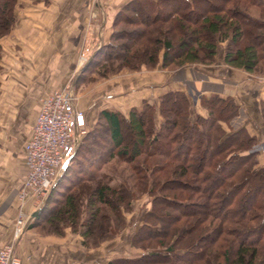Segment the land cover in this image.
<instances>
[{
    "label": "trees",
    "instance_id": "trees-1",
    "mask_svg": "<svg viewBox=\"0 0 264 264\" xmlns=\"http://www.w3.org/2000/svg\"><path fill=\"white\" fill-rule=\"evenodd\" d=\"M17 1L0 0V39L15 25ZM121 22L126 26L117 30ZM221 42L225 63L263 72L264 0H128L114 16L109 41L75 83L93 68L106 77L125 67L211 63ZM2 50L0 41V58ZM200 103L206 116L195 112L186 90L171 89L155 100L143 98L127 113L99 109L32 226L55 235L71 227L83 245L96 247L125 227L138 188L150 200L131 238L142 252L108 264H264L257 137L243 125L223 126L237 114L234 97L201 94ZM260 111L264 120V100ZM112 159L135 162L129 165L134 190L106 169Z\"/></svg>",
    "mask_w": 264,
    "mask_h": 264
},
{
    "label": "crops",
    "instance_id": "crops-1",
    "mask_svg": "<svg viewBox=\"0 0 264 264\" xmlns=\"http://www.w3.org/2000/svg\"><path fill=\"white\" fill-rule=\"evenodd\" d=\"M125 1L50 0L45 3L41 0L35 4L34 0H20L23 5L15 11L12 31L0 39L3 45L0 58V247L14 244L21 264H108L113 257L138 254L136 249L131 250L133 248H116L117 238L105 240L96 247L85 246L71 227L66 228L64 235L43 234L32 226V221L47 195L20 197L29 170L25 145L40 111V99L62 88L64 81L76 73L78 44L87 20L92 19L91 4L97 3L101 8L96 13L101 18L103 35L107 37L113 13ZM223 55L224 43L221 42L215 60L208 64L191 63L178 70L158 65L118 81L107 79L95 83L87 90L90 92L86 97L88 103L76 102V105L84 110L89 123L91 118L95 119L91 111L93 105L113 94L114 104L118 103L115 108L127 113L143 98L156 99L165 91L183 89L190 95L197 93V99L192 100L194 109L206 116L207 108L200 104V95L216 92L243 103L249 115L245 119L246 128L253 134L259 130L264 135L260 113L264 79L228 65ZM64 74L69 75L64 78ZM114 91L116 93L112 94ZM21 211L31 214L32 218L17 238L15 226Z\"/></svg>",
    "mask_w": 264,
    "mask_h": 264
},
{
    "label": "built area",
    "instance_id": "built-area-1",
    "mask_svg": "<svg viewBox=\"0 0 264 264\" xmlns=\"http://www.w3.org/2000/svg\"><path fill=\"white\" fill-rule=\"evenodd\" d=\"M264 79V75L260 76ZM77 95L71 87H62L42 98L31 137L27 140L28 173L20 197L45 196L71 161L81 138L87 131L86 115L76 105ZM32 215L21 211L16 220L15 236L20 237ZM0 264H21L14 244L0 247Z\"/></svg>",
    "mask_w": 264,
    "mask_h": 264
},
{
    "label": "rangeland",
    "instance_id": "rangeland-1",
    "mask_svg": "<svg viewBox=\"0 0 264 264\" xmlns=\"http://www.w3.org/2000/svg\"><path fill=\"white\" fill-rule=\"evenodd\" d=\"M37 1H41V0H34L35 4L37 3ZM127 1L128 0H126L124 3H126ZM22 5L23 4L20 2V0H18L16 5H15V11L18 10L19 7L22 6ZM120 7L114 13L112 12L113 16H112V21L110 23V32H111V30L113 28L114 16H115L116 12L120 9ZM97 10L101 11V8H100L99 4L93 2L91 4V9H90V11H91L90 12V16H91L92 19H88L87 20V22H86V24L84 26L83 35H82L81 40H80V42L78 44V66L76 68V73H74V75H71V77H70V79L68 81H64L65 85L63 86V87H65V86L71 87L74 90V93L77 95L76 102L79 105L81 103H83V104H85L86 102L88 103L89 100L87 101L86 97L89 95L90 92L87 93V90H89L88 88L93 86L95 83H98V82L102 83V82L106 81L107 79H110L112 81L113 80H117L118 81L121 77L129 76L130 74L135 73L136 71L139 72V70H144V69L145 70H151V69H154V68H156L158 66L157 65L155 67H151V68L148 67L147 68L144 65H142V67L140 69H134V68L125 67V68H122L120 71H118L116 73H112V74H110V75H108L106 77L98 76V73L96 71H94V68H93V70H91V71H86L85 74H83V76L81 77V79H79V81L77 83H75L76 75L80 72V70L83 68V66H85L87 64V62L90 60L91 56H93L94 52L100 46H102L107 41H109V39H110V32H109L107 37H105L103 35V26L100 24L101 23V18H98V15L96 13ZM92 15H93V17H92ZM124 26H126V23L124 24V22H121V23H119L116 26V28L118 30L120 28H123ZM100 56H102V55H100ZM100 56H97V58H99ZM191 63H199V62H191ZM191 63H186L185 65L191 64ZM200 64H203V63H200ZM204 64H208V63H204ZM185 65H183V66H185ZM183 66H181L180 68H182ZM163 68H167V67H163ZM180 68H177V70L180 69ZM168 69L176 70L173 65L172 66H168ZM73 72H74V70H73ZM251 73L255 74V75L259 76V77L264 75V71L263 72H251ZM68 75L64 74V78L67 77ZM113 93H116V92L114 91V92H112V94ZM114 95L115 94H113L111 96V98H108V99H105V100L102 99V100L97 101L96 103L94 101L95 105H93V108H92L91 111L94 113V114L93 113L92 114H93V116L95 115L94 116L95 119L93 120L91 118L90 122L87 123V125H86L87 126V130L92 128L93 123L96 120V116H97V113H98L99 109H101L103 107L116 109L115 107H116V105H118V103L114 104V102H113L114 101L113 100L114 99L113 98ZM118 95H121V94H118ZM195 95H197V93H195L194 95H192V94L190 95L192 100L194 98L197 99V97ZM42 98L40 99V102H39L40 106H41V103H42ZM153 100H155V99H153ZM110 102H112V103H110ZM237 102L239 103V106H238V109H237V114L234 115L228 123H223V126L226 127V128H228V127L238 128L239 126H242V125L246 127L245 119H248V116H249L248 112L245 109L243 103H241L239 101H237ZM140 103L138 105H140ZM192 106L194 108L193 102H192ZM260 113H261V111H260ZM207 114H208V110H207ZM92 120H93V122H92ZM262 124L264 126L263 117H262ZM246 129L248 130V128H246ZM248 132L250 134H253L249 130H248ZM129 133L130 132L125 130V143H130V141L132 139L131 135ZM254 135L257 137L256 142L254 143V149L257 150V155L256 156H257V159H258V164L264 165V135L259 130H258V133L254 134ZM157 157L163 158L164 156L158 155ZM133 163H135V162L128 163L126 161H121L119 159H112V161L107 164L106 169L110 173L114 174L116 178H121V177L125 178V180L130 183V185L132 186V189L134 190L135 189V187H134L135 178L132 175L131 169H130V166H129L130 164H133ZM65 168H64V170H65ZM64 170H63V172H64ZM135 191L137 192L136 193V198L132 199L131 209L128 212H126V225H125V227L117 235H115L114 237L110 238L109 240H114V238H117L118 244H116V248H125V250H129V248H133L131 250L136 249V251H138V254H139L140 252H142V249L133 246L131 244V238H133V234L137 231L138 226L141 224L142 215L146 211V209L149 207V204H150L149 201L150 200H149V197H148L147 194H145V193L138 194V191H139L138 188L135 189ZM163 206H165V205H163ZM165 208H167V210H172L175 213H178L177 210L171 208V206H165ZM136 238H138V235H137ZM112 244H114V243H112ZM204 245L206 246L207 243H205Z\"/></svg>",
    "mask_w": 264,
    "mask_h": 264
},
{
    "label": "water",
    "instance_id": "water-1",
    "mask_svg": "<svg viewBox=\"0 0 264 264\" xmlns=\"http://www.w3.org/2000/svg\"><path fill=\"white\" fill-rule=\"evenodd\" d=\"M38 211H39V210H37V211L34 213V215H36V214L38 213Z\"/></svg>",
    "mask_w": 264,
    "mask_h": 264
}]
</instances>
